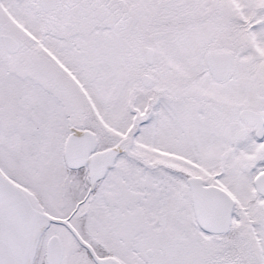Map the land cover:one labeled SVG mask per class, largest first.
<instances>
[{
    "label": "snow or ice",
    "instance_id": "1",
    "mask_svg": "<svg viewBox=\"0 0 264 264\" xmlns=\"http://www.w3.org/2000/svg\"><path fill=\"white\" fill-rule=\"evenodd\" d=\"M0 264H264V0H0Z\"/></svg>",
    "mask_w": 264,
    "mask_h": 264
}]
</instances>
